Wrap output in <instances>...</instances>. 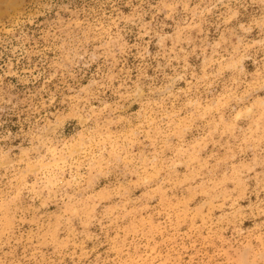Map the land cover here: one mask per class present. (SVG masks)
Wrapping results in <instances>:
<instances>
[{
  "label": "rangeland",
  "instance_id": "obj_1",
  "mask_svg": "<svg viewBox=\"0 0 264 264\" xmlns=\"http://www.w3.org/2000/svg\"><path fill=\"white\" fill-rule=\"evenodd\" d=\"M0 264H264V0H0Z\"/></svg>",
  "mask_w": 264,
  "mask_h": 264
}]
</instances>
